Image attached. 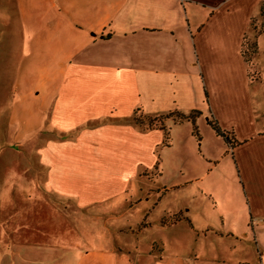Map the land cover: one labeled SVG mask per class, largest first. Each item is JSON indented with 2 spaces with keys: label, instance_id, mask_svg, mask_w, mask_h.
I'll use <instances>...</instances> for the list:
<instances>
[{
  "label": "crops",
  "instance_id": "0c3cea01",
  "mask_svg": "<svg viewBox=\"0 0 264 264\" xmlns=\"http://www.w3.org/2000/svg\"><path fill=\"white\" fill-rule=\"evenodd\" d=\"M261 1L0 0L5 132L38 142L25 149L36 164L0 181V264H254L255 247L264 264V102L240 54ZM191 111L199 139L171 115L167 146L131 120ZM181 152L190 166L168 161ZM180 192L190 200L173 209ZM53 197L87 210L65 238L34 223H61Z\"/></svg>",
  "mask_w": 264,
  "mask_h": 264
},
{
  "label": "rangeland",
  "instance_id": "374dc122",
  "mask_svg": "<svg viewBox=\"0 0 264 264\" xmlns=\"http://www.w3.org/2000/svg\"><path fill=\"white\" fill-rule=\"evenodd\" d=\"M264 2L262 0L259 5L256 7L255 11L251 15V18L248 23V27L246 32L244 33L242 40H241V46H240V54L241 57L246 65V71H247V77L249 80L258 83L259 84V90H260V97L261 100L264 102V8L260 10L261 4ZM5 109H0V181H4L5 178H9L10 176H15L16 174L18 176H23L25 174V168L24 166H27L29 164H36V160L34 157H27L25 149L27 148H37L38 142L35 139L31 140L29 143V146L23 145L22 142L13 140L12 138L8 137L5 132L6 128V121H7V114ZM134 118H136L138 121H140L142 124L140 127L147 126V119L139 112H135ZM264 117V112H263ZM108 119H104L103 121L106 122ZM174 120L176 121L177 118L174 117ZM152 125L158 126V122H152ZM139 127V128H140ZM166 129V128H165ZM200 137H203V140H206V134L205 132L200 128H197ZM74 131H71L69 133H60V132H50L53 138L60 139V138H71L74 135ZM202 134V135H201ZM7 137V138H6ZM169 142V140L167 141ZM168 161L171 162L173 165L176 163H182L185 167L190 166L191 158L189 155L181 154L178 155L176 153H170L168 156ZM8 170H13L14 173L6 172ZM16 171V172H15ZM157 173V163L153 167V171L151 173H143V177H152L156 175ZM18 178V177H17ZM0 224L3 223L2 227L5 228L6 223V216L8 213H11L10 207L11 205L7 206L5 195H0ZM58 206H60V211H57L60 214V224L58 223H51V221L48 220H41L37 219L34 220V223L36 225H43L45 228V233L50 232H57L60 231L63 238L66 237V233L69 231H75L74 229L76 226L81 223L82 215L87 213L86 209L76 208L74 204L69 202V200H66L64 198H51ZM190 200L189 194L187 192H180L177 195H175L173 198H171L168 201V205L173 207L175 209L177 206H182L183 203L187 204ZM2 201V202H1ZM16 201V199H15ZM18 212L21 211L22 208H29L28 205L22 204V199H18ZM36 207V213H40L41 211L38 210L42 207V204L40 206H34ZM52 210H47V213H51ZM11 215V214H10ZM180 216V215H178ZM171 218V217H170ZM47 219V217H45ZM168 220V219H166ZM83 222V221H82ZM21 224V220L16 221L15 224ZM159 223V222H158ZM19 224V225H20ZM47 230V231H46ZM131 233L135 231V227L133 226L130 228ZM121 232L126 233L128 230L121 229ZM21 238V237H20ZM22 239V238H21ZM31 240L37 241V239H43V238H30ZM232 239V238H230ZM239 242L242 240H245L244 238H235ZM253 242L255 245L254 238H248ZM153 253L156 255H159L161 253V248L159 244H154L152 248ZM254 264L258 263L260 261L261 255L259 251L255 247V253H254Z\"/></svg>",
  "mask_w": 264,
  "mask_h": 264
},
{
  "label": "trees",
  "instance_id": "16d2710c",
  "mask_svg": "<svg viewBox=\"0 0 264 264\" xmlns=\"http://www.w3.org/2000/svg\"><path fill=\"white\" fill-rule=\"evenodd\" d=\"M262 8H264V2L261 4L260 6V10H262ZM174 115L177 118V121H182V120H187L190 121L192 124V134L196 139H199L197 131L195 126L193 125V119L195 116L199 115L198 111H191L189 112L187 115H183V114H179V113H174V114H168L166 116H161L158 118H149V117H145L147 119V128H151V127H156L159 130L162 131L163 133V140L161 142L162 146H167L168 145V136H167V132L165 130V128L163 127V125L161 124V120L164 118H168L169 116ZM134 116V115H133ZM132 122L138 126H140L142 123L140 121H138L136 118L132 117ZM158 122V126L156 125H152V122ZM207 124L209 125V127L213 130V132L215 133V135L221 137V139L223 140V142L228 146V148H233L234 146L238 145L239 142H237L233 136H232V132L230 131H224L221 130L216 122L214 120H212L211 118L208 119ZM179 220V217L177 215L172 216L171 218H169L168 220H161V225H168V224H172L175 223L176 221Z\"/></svg>",
  "mask_w": 264,
  "mask_h": 264
}]
</instances>
